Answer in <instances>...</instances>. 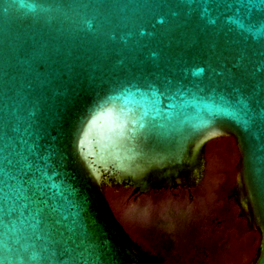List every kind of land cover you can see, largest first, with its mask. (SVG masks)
Here are the masks:
<instances>
[{
    "label": "water",
    "instance_id": "1",
    "mask_svg": "<svg viewBox=\"0 0 264 264\" xmlns=\"http://www.w3.org/2000/svg\"><path fill=\"white\" fill-rule=\"evenodd\" d=\"M220 138L264 264V0H0V264H153L102 183L195 186Z\"/></svg>",
    "mask_w": 264,
    "mask_h": 264
},
{
    "label": "flooded vegetation",
    "instance_id": "2",
    "mask_svg": "<svg viewBox=\"0 0 264 264\" xmlns=\"http://www.w3.org/2000/svg\"><path fill=\"white\" fill-rule=\"evenodd\" d=\"M205 154L206 147L203 161ZM205 170L204 163L202 180L185 188L134 193L135 186L130 181L121 184L111 181L110 186L102 183L115 218L153 264L241 263L243 232H254L240 215L233 174L217 182L207 179ZM109 192L124 194L128 208L151 215L145 223L123 224L114 212L118 205L110 202Z\"/></svg>",
    "mask_w": 264,
    "mask_h": 264
},
{
    "label": "rangeland",
    "instance_id": "3",
    "mask_svg": "<svg viewBox=\"0 0 264 264\" xmlns=\"http://www.w3.org/2000/svg\"><path fill=\"white\" fill-rule=\"evenodd\" d=\"M204 163L206 169L205 177L207 179L211 180L212 178L217 182H222L227 178H231L238 163V153L233 139L220 138L207 143ZM108 195L109 200L113 204V206L115 204L118 205V208L114 212L123 224H127V222H134L138 224L145 223L151 215V213H144L138 208H128L124 203L126 199L124 194L115 195L112 192H109ZM209 201V199L206 200V204H209ZM242 239L243 243L246 242L247 244H240L242 249H244L242 261L240 264H247L250 258L255 255L256 249L259 244V236L255 232L247 233L246 231H244Z\"/></svg>",
    "mask_w": 264,
    "mask_h": 264
}]
</instances>
